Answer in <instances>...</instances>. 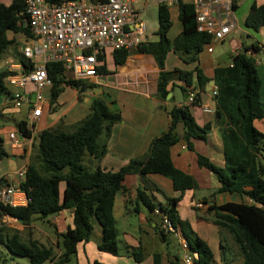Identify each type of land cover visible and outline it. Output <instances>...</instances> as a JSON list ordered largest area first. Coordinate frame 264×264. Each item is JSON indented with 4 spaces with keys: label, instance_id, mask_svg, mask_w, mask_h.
<instances>
[{
    "label": "trees",
    "instance_id": "1",
    "mask_svg": "<svg viewBox=\"0 0 264 264\" xmlns=\"http://www.w3.org/2000/svg\"><path fill=\"white\" fill-rule=\"evenodd\" d=\"M50 1L60 4L63 0ZM178 6L183 25L181 35L174 41L169 40L168 33L173 25L170 10L167 6L160 5L157 32L159 41L143 43L137 50L152 56L161 70L156 91V97L160 101L167 102L168 95L175 88L190 94L194 87L193 90H198V93L193 104L174 106L168 111L169 128L152 141L147 155L141 160H132L117 172L100 168L89 171L84 166L86 154L97 160L105 157L106 147L100 145L99 140L105 131L109 134L110 128L122 120L119 112H114L104 100L96 98L90 104V114L72 132H65L62 128L41 132L38 154L27 166L25 180L21 184V189L29 200L28 204L13 207L0 203V219L9 217L26 227L36 222L49 221L50 217L65 210L72 211L74 226L61 235L63 253L56 264H70L75 259L79 244L90 242L94 221L102 230L99 250L119 256L114 207L117 194L121 191L127 197V210L131 209L138 214L143 208L150 212L158 209L167 216L173 228L181 232L189 242L191 252L197 256V260L194 259L195 264L215 263L208 245L194 232L189 234L180 220L177 211L180 197L170 199L166 205L155 204L152 196L142 189H137L134 197H130L129 190L124 185L129 175H139L141 178L159 175L169 179L174 190L181 195L198 189V183L193 176L175 168L171 149L183 140L189 150L194 151L192 140L207 141L212 125L200 127L192 109L201 105L200 92L210 80L198 66L193 71L175 69L166 72L165 61L173 51L184 62L197 63L199 55L211 43V37L197 30L192 4L180 0ZM25 12L24 0H13L10 5L0 3V62L17 35L32 37ZM245 24L257 32L264 28V5L255 3ZM129 53L116 52L113 56L115 66L124 65ZM20 62L25 72L31 71L30 64L23 59ZM47 69L54 81L53 103L57 102L65 87L77 90L79 99L89 89L85 82L68 78L61 64H49ZM98 73L106 74L108 71L102 65L98 67ZM8 74L7 71L0 70V97L9 93L5 82ZM214 80L216 95L212 100L215 126L220 131L224 146L225 167L214 165L208 157L201 154L197 155V162L200 168L206 169L217 178L220 185L217 194L238 200L211 209L214 211L213 222L222 235V264H264V134L255 127V122L264 118V102L261 100L262 82L256 61L248 54V49L244 48L232 57L230 64L216 67ZM176 82L183 86H178ZM179 125L184 130L182 137L177 132ZM19 128L24 137L31 136L26 123L20 124ZM7 156L0 148V160ZM4 231L6 229H1V232ZM224 233L232 238V243L238 249L237 253L227 243ZM158 235L163 240L167 238L162 229ZM5 246L12 255L28 259L31 264H46L55 258L52 247H46L32 238L24 240L18 233L8 238ZM228 254H231L230 258ZM131 256L137 263H142L144 259L141 249L131 250ZM152 264H164L162 255L155 254ZM169 264H181V260L176 256L175 261H170Z\"/></svg>",
    "mask_w": 264,
    "mask_h": 264
},
{
    "label": "crops",
    "instance_id": "2",
    "mask_svg": "<svg viewBox=\"0 0 264 264\" xmlns=\"http://www.w3.org/2000/svg\"><path fill=\"white\" fill-rule=\"evenodd\" d=\"M12 1L0 0V3L10 5ZM182 1L191 4V0ZM255 3L264 5V0H235L236 5L233 19L236 23V29L223 41L213 44V53L209 54L207 48H205L199 55L197 63H186L171 51L165 61L166 72H172L175 69L193 71L198 66L210 80L205 89L200 92L201 105L192 109L194 118L200 127H204L207 124L212 125L207 141L192 140L194 151H190L187 143L183 140L171 149V159L175 168L187 175L193 176L198 183V189L186 191L181 195L174 190L172 182L169 179L159 175H149L146 178H141L139 175H129L124 182L132 198L137 189L147 191L152 196L155 204L166 205L170 199L180 197V201L177 204L179 218L181 221H191L196 232L197 227L201 229L200 224L202 222H213L212 216L214 215V211L211 210L212 207H218L227 202L238 201L231 196L217 194V189L220 187L217 178L206 169L200 168L197 162V155L201 154L208 157L214 165L222 168L225 167L224 146L220 131L215 126V113L209 114L203 110L208 106L214 109L210 85L211 81L214 80V70L216 67L230 64L233 56L237 55L244 48H247L248 54L256 61L262 82L261 100L264 102V28L257 32L249 29L245 24L246 18ZM133 6L135 13L140 16L142 22L145 24L143 43L158 42L159 36L157 32L159 30L160 6L158 1L134 0ZM168 8L173 24L168 33V38L170 41H174L181 35L183 25L180 21L179 6L173 5ZM31 40L32 37L27 38L23 35H17L15 42L3 56L4 65L6 62L10 64L19 63L20 59H22L20 47L32 44ZM129 52V56L122 66H115L114 54H108L104 58L103 65L106 67L108 73L99 74L96 79L89 80L91 88L81 95V100L88 105V108L81 110L80 113H72L70 120L66 118L63 121L65 126L75 128L79 122L90 114L89 107L91 101L96 98H100L106 103L108 102L106 100L107 96L114 99L115 103L121 101V105L116 110V112L121 114V122L113 125L110 128L109 134L105 131L99 140V144L106 147L107 153L105 157L100 160L95 159L89 154H86L84 157L83 164L89 171H95L100 168L105 171L117 172L122 167L127 166L132 160L143 159L147 155L152 141L168 130L170 124L168 111L174 106L180 107L187 103L186 94L180 88H175L171 91V99L167 102L160 101L156 97V91L161 70L157 66L155 59L150 55L140 53L137 49ZM224 55L230 57V62H222ZM176 84L183 86L180 82H176ZM9 88V93L0 97V148L8 155L7 158L0 160V188L20 182L19 171L25 165H29L35 155L38 154L41 132L47 129H56L54 127L48 128L54 122L46 125L45 113L48 111V108L50 111H55V107L59 106L62 97L60 96L57 102L53 103L52 90L45 89L43 91L45 102L42 104V116L29 129L31 136L29 138L25 137V147L13 148L10 140L11 135L22 133L19 126L25 123L29 109L25 106L21 110H15L8 106L7 100L12 90L14 91L12 87ZM30 89H32L31 86ZM193 89L192 91L196 96L198 90ZM45 92H48L47 96ZM77 97H79V93ZM111 106L112 109L114 103ZM255 127L264 134V118L255 122ZM57 128L63 129V125ZM177 132L180 137L183 136L184 130L182 125L178 126ZM63 189L64 186L62 187V191ZM126 200V195L122 191L119 192L114 207V214L116 210L119 212L117 219L114 216L116 226L118 218L125 225L122 238L119 236L117 230L119 256H113L99 250L98 245L102 238V230L99 226L96 235L91 237L90 242L79 244L77 255L70 264H152L155 254L162 255L164 264L175 261L177 255L172 253L168 248L172 236L167 234V238L163 240L158 235V232L161 230V215L156 214V210L150 212L146 208H143L138 214L133 213L131 209L127 210ZM0 203L5 204V200L0 198ZM197 205H201V207H197ZM184 216L187 219H183ZM202 218H204V221ZM134 221L139 222V225H137L138 233L132 232L131 223H134ZM182 222L186 223V221ZM40 223H48L54 229V237L56 239ZM73 226V214L70 210H65L56 216L50 217L49 221L36 222L30 227H26L9 217L0 219V264H31L25 258H20L24 259L21 261L15 260L18 257L12 255L6 248L5 242L14 233L20 234L24 240H26L24 235H28V238H32V240L39 241L46 247H52L55 258L46 264H56L63 253L61 235L69 228H73ZM215 227L217 226H214V224L208 226L211 234L208 239L209 243L212 242L213 235L216 237L221 234ZM1 229H6V231L1 232ZM174 238L177 240L178 246L181 247L176 236ZM53 246L56 247V250ZM133 249L142 250L144 256L142 263H137L132 258L131 250ZM181 264H184L182 259ZM219 264H222V262Z\"/></svg>",
    "mask_w": 264,
    "mask_h": 264
},
{
    "label": "built area",
    "instance_id": "3",
    "mask_svg": "<svg viewBox=\"0 0 264 264\" xmlns=\"http://www.w3.org/2000/svg\"><path fill=\"white\" fill-rule=\"evenodd\" d=\"M157 1L160 5L170 7L178 5L180 0ZM24 2L32 44L21 46L20 55L32 69L25 72L21 62H6L4 71L9 73L5 79L7 88L14 89L7 104L15 110H21L25 106L29 109L25 119L29 130L42 116V104L45 102L43 91L54 88V81L47 69L49 64H61L64 74L75 81L96 79L99 75L98 67L103 65V59L108 54L131 51L143 43L145 24L135 13L134 0H63L60 4L50 0ZM191 4L195 11L197 30L211 37V43L206 46L211 54L213 44L223 41L236 29L233 19L235 0H191ZM214 95L216 87L211 96ZM194 99L192 91L188 94L186 105L193 104ZM203 110L205 113H215L210 106ZM10 140L13 148H23L26 145L22 133L11 135ZM27 165L18 173L20 182L0 188V198L5 200V204L13 207L28 204L27 195L21 189ZM155 213L161 215L162 231L178 238L185 251L183 263L194 262V258L186 253L190 250V245L184 235L173 228L167 216L158 210Z\"/></svg>",
    "mask_w": 264,
    "mask_h": 264
},
{
    "label": "rangeland",
    "instance_id": "4",
    "mask_svg": "<svg viewBox=\"0 0 264 264\" xmlns=\"http://www.w3.org/2000/svg\"><path fill=\"white\" fill-rule=\"evenodd\" d=\"M222 62H225V63L230 62V57L228 55H224L223 58H222ZM0 70H3V71L5 70L4 60H2V62H0ZM82 82H85L90 88L91 84H90L89 80H83ZM47 93L48 92H45L46 96H47ZM77 94H78L77 90H75V89H73L71 87H65V91L61 94L62 97H61V102L59 103V106L55 107V111L54 110L50 111V109L48 108V111H46V113H45V117H46L45 123H46V125L48 123L52 124L54 122V124L53 125L50 124L51 126H48V128L49 127L50 128H53V127L57 128V127L63 125V130L65 132H72L73 131L74 127L65 126L63 121L66 118L68 120H70V118L72 116L71 115L72 113L73 114L76 113V112L80 113L81 110H86L88 108V105H86V103H84L83 100H81V99H79V97H77ZM106 100L108 101L107 105H112L114 103V106H113L112 109L115 112L117 110V107L121 105V101H118L117 103H115L114 99H112V98H110L108 96L106 97ZM66 112H67V114H66ZM118 214H119V212L116 210L115 214H114L116 219H117V215ZM212 218L214 219V215L212 216ZM183 219H187V218L184 216ZM202 220L204 221V218H202ZM182 221H186V223H184V224H185L186 230H187V232L189 234L191 232H194L195 234L198 235V237L200 235L199 238L202 239L208 245L209 249L211 250V252H212V254L214 256V260H215L214 264H219L220 262H222V256H221V251H220V244H221L220 235L221 234H219V236H216V237H215V235H213L212 242L211 243L208 242V239H209V237L211 235L208 226L209 225H213L214 223L211 222V221L210 222H207V221L206 222H202L203 224L202 223L200 224L201 229H198V227H197V232H196V229L193 228V226L191 224V221L190 222L188 220H182ZM40 224L44 225L47 228V230L49 231V233H51L53 238L56 239V237H54L55 236L54 235V229L52 227H50V225L48 223H40ZM93 224H94V231H93L92 237H94L96 235V232H97V230H98V228L100 226L96 221H94ZM131 225H132L131 228L133 229L132 232H134V233L137 232L138 233V226L137 225H139V222L138 221H134V223H131ZM214 226H215V224H214ZM116 228H117V230L119 232V236L122 238L123 232L125 231V225H124L123 221L120 220V218H118V224H117ZM215 228H217V230H219V233H220V229L218 228V226L215 227ZM170 236H172V237L170 238V242L171 243L168 245L169 250L172 253L176 254L178 256V258H180V260L183 259L185 251L181 247L178 246L177 240L174 238V236L173 235H170ZM224 236H225V238L227 240V243L237 253L238 249H237L236 245L232 243V238L230 237V235L227 234V233H224ZM24 237H25L26 240L29 239L28 235H24ZM179 244H180V242H179ZM53 247H55V246H53ZM55 250H56V247H55ZM186 253L197 260V256L194 255L191 252V250H188ZM227 256H228V258H230L231 254H228ZM15 260L21 261V260H24V259L15 258ZM193 264H195V263L193 262Z\"/></svg>",
    "mask_w": 264,
    "mask_h": 264
},
{
    "label": "water",
    "instance_id": "5",
    "mask_svg": "<svg viewBox=\"0 0 264 264\" xmlns=\"http://www.w3.org/2000/svg\"><path fill=\"white\" fill-rule=\"evenodd\" d=\"M210 87H211L210 94H212V90L216 87L215 80L211 81ZM171 96H172L171 94L168 95V100L171 99ZM185 98L188 99V94L185 95ZM91 103H92V101H91ZM108 107L111 108V105H108Z\"/></svg>",
    "mask_w": 264,
    "mask_h": 264
}]
</instances>
